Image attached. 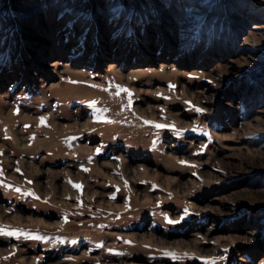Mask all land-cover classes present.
I'll list each match as a JSON object with an SVG mask.
<instances>
[{
  "label": "rangeland",
  "instance_id": "obj_1",
  "mask_svg": "<svg viewBox=\"0 0 264 264\" xmlns=\"http://www.w3.org/2000/svg\"><path fill=\"white\" fill-rule=\"evenodd\" d=\"M0 229V264H264V0H0Z\"/></svg>",
  "mask_w": 264,
  "mask_h": 264
},
{
  "label": "snow or ice",
  "instance_id": "obj_2",
  "mask_svg": "<svg viewBox=\"0 0 264 264\" xmlns=\"http://www.w3.org/2000/svg\"><path fill=\"white\" fill-rule=\"evenodd\" d=\"M197 111H203V110L202 109H197ZM156 127H158V128H165L167 126L166 125H156ZM74 187L81 188L80 185H74ZM16 190L17 191H20L19 189H16ZM28 195H31V193H29ZM169 223H178V221H171L170 220ZM0 231H3V229H0ZM6 234L13 235V236H17V237H19L21 235H28L27 233H24V232H22L20 230L11 231V232H8ZM37 238H39V237H37ZM219 259H224V258L223 257H220ZM210 264H217L216 259L211 260L210 261Z\"/></svg>",
  "mask_w": 264,
  "mask_h": 264
},
{
  "label": "bare ground",
  "instance_id": "obj_3",
  "mask_svg": "<svg viewBox=\"0 0 264 264\" xmlns=\"http://www.w3.org/2000/svg\"><path fill=\"white\" fill-rule=\"evenodd\" d=\"M5 129L8 133H12V130L9 128V126L7 124H5Z\"/></svg>",
  "mask_w": 264,
  "mask_h": 264
}]
</instances>
